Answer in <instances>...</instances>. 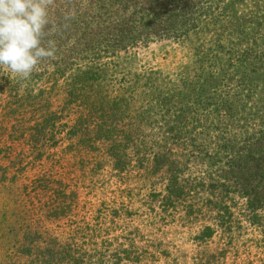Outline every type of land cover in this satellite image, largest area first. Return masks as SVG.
I'll list each match as a JSON object with an SVG mask.
<instances>
[{"label":"trees","instance_id":"16d2710c","mask_svg":"<svg viewBox=\"0 0 264 264\" xmlns=\"http://www.w3.org/2000/svg\"><path fill=\"white\" fill-rule=\"evenodd\" d=\"M244 1L52 0L49 18L56 26L51 37L56 58L43 61L27 80L0 69V93L5 95L0 131L3 125L4 130L22 125L21 140L30 160L41 161L47 142L64 133L75 142L81 162L88 160L93 166V159L104 156L112 170L122 173L132 160L139 166L149 161L162 184L152 196L164 210L207 186L214 198L206 200L215 226L230 230L236 214L227 199L238 198L243 201L244 220L262 232L264 94L243 88L231 103L223 96L212 109L207 102L214 97L207 94L205 111L197 115L198 83H191L190 90L174 87L162 72L137 66L136 59L128 56L153 40L185 39L197 61L208 63L211 75L234 58L254 66L260 61L254 49L264 33V13L252 10L247 17L239 15L237 6ZM66 14H72L71 19L65 20ZM235 37L247 44L223 43ZM247 79L253 85L254 80ZM210 113L220 116L221 124L230 117L215 141L206 132V137L195 132L205 126ZM170 141L205 159L207 177H187V162L169 150ZM214 157L218 159L213 161ZM196 206L190 205L188 212L192 214ZM102 208L96 210L99 215L90 227L66 235L22 233L14 253L0 264H169L158 257L159 251L140 244L138 235L111 233L117 227L100 222ZM203 210L196 209L199 214ZM214 232L205 226L195 239L205 241Z\"/></svg>","mask_w":264,"mask_h":264},{"label":"rangeland","instance_id":"374dc122","mask_svg":"<svg viewBox=\"0 0 264 264\" xmlns=\"http://www.w3.org/2000/svg\"><path fill=\"white\" fill-rule=\"evenodd\" d=\"M237 10L239 15L246 17L252 10L263 14L264 0H245L238 4ZM239 39L230 38L223 43L229 46L247 44L238 42ZM256 42L258 46L254 50H258L259 55L255 59L260 58V61H255L254 66L246 59L234 58L214 75L210 74L208 63L197 61L191 42L185 39L153 40L146 46L132 49L128 56L136 59L137 66L162 72L174 87L190 90L191 83H198L201 90L194 103L199 115L205 111L207 94L214 97V101L207 102L208 109L223 96L231 103L236 91L243 88L252 87L257 94H264V33ZM249 77L254 80L253 85H250ZM242 79L246 81L242 82ZM4 99L5 95L0 93V114ZM219 117L210 113L207 121H203L205 126L196 127V136L206 137L207 134L215 141L230 119L228 116L221 124ZM23 128L21 125L0 131V263L14 253L22 233L39 231L66 235L90 227V223H94L92 219L99 215L96 210L103 207L100 222L104 227H117L111 233L121 234L122 230L125 234L138 235L140 244L149 245L151 251H159L158 257L169 264H264V230L260 232L244 220L241 199H227L237 217L230 230L223 231L214 224V212L206 200L214 198L207 186L195 189L175 208L164 210L152 196L162 190V184L160 173L149 161L139 166L132 160L122 173L112 170L104 156L101 160L93 159V166L91 161L81 162L82 154L75 142H70L64 133L55 134L54 140L47 142L41 161L30 160L21 140ZM169 143L170 151L184 156L181 158L187 162V177H207L205 159L195 158L188 147L182 150L176 142ZM15 174L16 178L11 179ZM25 186L29 188L25 190ZM195 204L197 206L190 214L189 206ZM201 207L204 210L199 214L196 209ZM114 211L119 215L115 216ZM205 226H211L215 232L205 241H197L196 235Z\"/></svg>","mask_w":264,"mask_h":264},{"label":"clouds","instance_id":"9594fccd","mask_svg":"<svg viewBox=\"0 0 264 264\" xmlns=\"http://www.w3.org/2000/svg\"><path fill=\"white\" fill-rule=\"evenodd\" d=\"M52 0H0V69L27 80L46 60L56 58L50 21ZM66 14L64 19H71Z\"/></svg>","mask_w":264,"mask_h":264}]
</instances>
